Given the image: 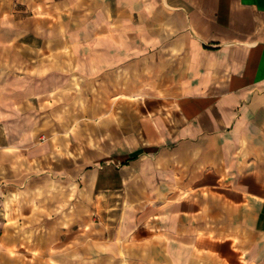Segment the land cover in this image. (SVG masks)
I'll return each instance as SVG.
<instances>
[{"label": "crops", "instance_id": "1", "mask_svg": "<svg viewBox=\"0 0 264 264\" xmlns=\"http://www.w3.org/2000/svg\"><path fill=\"white\" fill-rule=\"evenodd\" d=\"M0 264H264V0H0Z\"/></svg>", "mask_w": 264, "mask_h": 264}]
</instances>
